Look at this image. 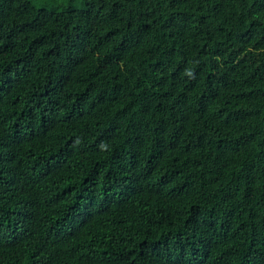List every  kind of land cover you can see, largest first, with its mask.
<instances>
[{
  "label": "trees",
  "instance_id": "trees-1",
  "mask_svg": "<svg viewBox=\"0 0 264 264\" xmlns=\"http://www.w3.org/2000/svg\"><path fill=\"white\" fill-rule=\"evenodd\" d=\"M0 264H264V0H0Z\"/></svg>",
  "mask_w": 264,
  "mask_h": 264
},
{
  "label": "rangeland",
  "instance_id": "rangeland-1",
  "mask_svg": "<svg viewBox=\"0 0 264 264\" xmlns=\"http://www.w3.org/2000/svg\"><path fill=\"white\" fill-rule=\"evenodd\" d=\"M46 1H49V0H46ZM51 2H55V1H57V2H68V0H50ZM75 8L76 9H80L81 8V4H80V1L78 2H76V4H75Z\"/></svg>",
  "mask_w": 264,
  "mask_h": 264
}]
</instances>
